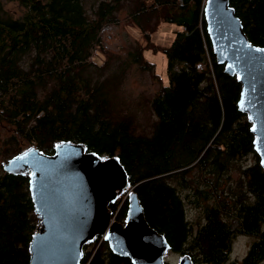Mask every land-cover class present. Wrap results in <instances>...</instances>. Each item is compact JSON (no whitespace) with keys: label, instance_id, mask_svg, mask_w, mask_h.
<instances>
[{"label":"trees","instance_id":"1","mask_svg":"<svg viewBox=\"0 0 264 264\" xmlns=\"http://www.w3.org/2000/svg\"><path fill=\"white\" fill-rule=\"evenodd\" d=\"M125 1L134 3L128 19L146 41L159 23L176 28L168 46L153 48L166 59L167 80L158 78L149 101L155 121L148 134L138 133L130 116L115 115L110 94L121 74L102 77L112 59L102 34L118 23ZM205 1L105 0L89 14L82 0H0V264H28L39 227L29 172L8 174L2 164L32 146L51 155L62 142L119 159L128 186L109 203L115 220L125 223L135 192L168 251L192 264H226L240 235L254 239L240 264L264 261V169L251 124L238 111L240 83L212 53ZM228 1L248 41L264 47V0ZM97 49L107 55L101 66L90 61ZM144 49L129 50L128 60L158 77ZM248 155L252 163L241 166L233 183L228 172ZM186 203L201 210L195 228ZM80 263L132 264L100 236L83 246Z\"/></svg>","mask_w":264,"mask_h":264},{"label":"water","instance_id":"2","mask_svg":"<svg viewBox=\"0 0 264 264\" xmlns=\"http://www.w3.org/2000/svg\"><path fill=\"white\" fill-rule=\"evenodd\" d=\"M206 33L216 63L240 83L238 111L251 124L253 150L264 169V47L253 45L228 0H206ZM8 174L29 172V193L39 220L28 245V264H81L83 246L96 236L132 264H165L169 244L150 227L135 192L128 195L125 223L113 221L109 203L128 186L117 157L62 142L51 155L30 147L2 164ZM178 264H192L182 256Z\"/></svg>","mask_w":264,"mask_h":264},{"label":"rangeland","instance_id":"3","mask_svg":"<svg viewBox=\"0 0 264 264\" xmlns=\"http://www.w3.org/2000/svg\"><path fill=\"white\" fill-rule=\"evenodd\" d=\"M3 1V0H2ZM100 1L105 0H82L86 11L90 14L93 8ZM108 1V0H106ZM7 10L17 9L16 3H5ZM134 3L125 1L123 7L118 12V23L110 25L102 34V48L112 55L109 67L103 73L102 77H111L116 72L121 74L118 84L111 91V102L117 116H130L138 133L148 134L151 131L155 116L153 115L149 101L159 90L161 81L167 80L166 59L164 55L153 48H162L168 46L172 39L175 26L167 23H159L156 30L150 35L149 40H145L140 30L128 19L130 10ZM147 47L143 50L145 61L154 64V72L158 77L152 75L147 70L140 69L137 65L128 60L127 52L134 50L135 47ZM106 53H101L98 49L94 51L91 62L95 66H101L106 62ZM92 75H95V68L90 67ZM253 156L248 155L245 159L238 161L233 170L228 172L230 180L234 183L239 179L241 166L252 163ZM226 179V177H224ZM214 197V196H213ZM193 199V198H192ZM186 217L191 221L194 228L198 223H202L201 210L193 203H186ZM112 217V216H111ZM113 221L123 224L112 217ZM254 239L250 236H236L232 241L231 252L226 264H240L248 248ZM182 256L167 251L165 261L168 264H178ZM259 264H264V261Z\"/></svg>","mask_w":264,"mask_h":264}]
</instances>
